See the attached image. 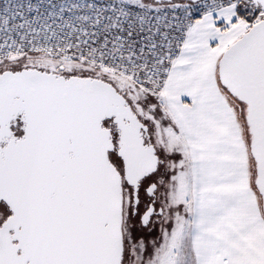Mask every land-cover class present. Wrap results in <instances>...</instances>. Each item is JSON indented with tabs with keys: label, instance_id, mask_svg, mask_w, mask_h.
Returning a JSON list of instances; mask_svg holds the SVG:
<instances>
[{
	"label": "snow or ice",
	"instance_id": "6c2138e0",
	"mask_svg": "<svg viewBox=\"0 0 264 264\" xmlns=\"http://www.w3.org/2000/svg\"><path fill=\"white\" fill-rule=\"evenodd\" d=\"M0 264H264V0H0Z\"/></svg>",
	"mask_w": 264,
	"mask_h": 264
}]
</instances>
